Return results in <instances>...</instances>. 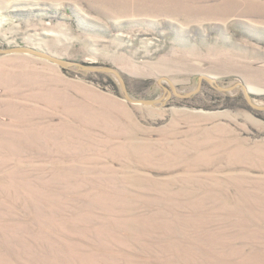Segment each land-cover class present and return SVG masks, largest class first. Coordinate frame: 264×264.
I'll return each instance as SVG.
<instances>
[{
    "label": "rangeland",
    "instance_id": "1",
    "mask_svg": "<svg viewBox=\"0 0 264 264\" xmlns=\"http://www.w3.org/2000/svg\"><path fill=\"white\" fill-rule=\"evenodd\" d=\"M17 45L264 105V0H0ZM0 264H264V110L0 53Z\"/></svg>",
    "mask_w": 264,
    "mask_h": 264
},
{
    "label": "water",
    "instance_id": "2",
    "mask_svg": "<svg viewBox=\"0 0 264 264\" xmlns=\"http://www.w3.org/2000/svg\"><path fill=\"white\" fill-rule=\"evenodd\" d=\"M0 53H4V54H9V53L33 54V55H37L39 57L45 58V59H47V60H49L55 64H58L62 67H65V68L78 67L80 69L87 70V71L111 73L120 82L124 96L126 97V99L129 100L131 103H134V104L156 105L159 103H165L166 100L172 94H175L176 96L182 97V98H189V97L193 96L194 94L198 93L201 90V87H202L204 81H207L212 86L216 87L219 90H223V91H229V90H232L238 86L242 87V89L244 90V94H245V97H246L248 104L255 109L264 110V105H259L253 101L252 91L250 90L249 86L246 83L240 81V82L234 83L231 86H222V85L218 84V80L215 77L208 75V74H205V73L199 74L198 83H197L196 88L189 91V92H186V93L180 92L170 77L163 76V77H160L157 81L163 89V93L160 97H158V98H134L130 94L128 84H127V80H126L125 76L120 71V69L115 67V66L99 65V64H93V63L78 61V60H72V59L61 57V56H57V55H55V54H53L47 50H44V49H39L36 47L26 46V45H17V46H12V47H7V48L0 47ZM163 80H166L169 83V86L163 84Z\"/></svg>",
    "mask_w": 264,
    "mask_h": 264
},
{
    "label": "bare ground",
    "instance_id": "3",
    "mask_svg": "<svg viewBox=\"0 0 264 264\" xmlns=\"http://www.w3.org/2000/svg\"><path fill=\"white\" fill-rule=\"evenodd\" d=\"M173 81V80H172ZM177 87V86H176Z\"/></svg>",
    "mask_w": 264,
    "mask_h": 264
}]
</instances>
